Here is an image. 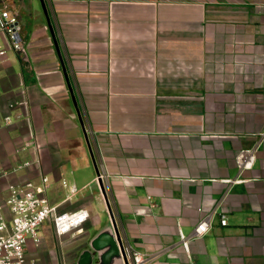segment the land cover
<instances>
[{"label":"crops","instance_id":"crops-1","mask_svg":"<svg viewBox=\"0 0 264 264\" xmlns=\"http://www.w3.org/2000/svg\"><path fill=\"white\" fill-rule=\"evenodd\" d=\"M44 3L47 14L40 0H0L24 47L0 34V168L30 164L0 197L48 177L50 205L90 220L58 238L51 218L28 261L77 264L112 224L102 173L122 246L148 264H264V0ZM258 145L239 176L238 153Z\"/></svg>","mask_w":264,"mask_h":264},{"label":"built area","instance_id":"built-area-1","mask_svg":"<svg viewBox=\"0 0 264 264\" xmlns=\"http://www.w3.org/2000/svg\"><path fill=\"white\" fill-rule=\"evenodd\" d=\"M21 25L16 14L8 10H0V34L3 35L16 53L24 51L21 39ZM7 51L0 47V59L5 58ZM10 123V118L6 119ZM262 139L264 134H261ZM27 146H29L27 144ZM259 148L255 146L251 149L242 150L236 157V165L239 176L244 172L254 168L256 162V152ZM30 167L29 163L21 164L13 170L0 168V181L8 179L11 174L19 173ZM104 175L98 173L94 180V185L103 182ZM228 184L243 183L239 178L232 181H224ZM64 186L67 184L64 182ZM49 188L48 177L42 178L39 185L33 182L23 184H11L4 204L0 203V264H34L28 261L26 246L31 240L35 246H39L42 239L39 229L49 220L53 219V228L58 238L65 236L77 237L84 232V226L90 220V213L81 209L71 213H58L57 208L52 207L46 197ZM78 193L75 187H70V196L74 197ZM211 216L205 217L195 228L193 238L198 240L203 238L209 231ZM221 225L226 226L225 217L221 219ZM183 248L188 255L189 238L180 235ZM128 264H148V258L137 251L125 249Z\"/></svg>","mask_w":264,"mask_h":264},{"label":"water","instance_id":"water-1","mask_svg":"<svg viewBox=\"0 0 264 264\" xmlns=\"http://www.w3.org/2000/svg\"><path fill=\"white\" fill-rule=\"evenodd\" d=\"M40 2L42 4L45 14H47L44 0H40ZM80 120L82 123L81 117ZM85 137L87 143H89V138L86 132ZM98 186L100 192L104 196L105 201L107 203L108 212L111 216L112 224L106 230L102 231L96 238H94L88 243V248L81 252L77 264H96V259H100L102 264L105 263L106 259L111 262L113 261L115 264H128L126 253L121 243V238L117 228L116 220L112 212V208L110 206L109 198L105 190L104 184L100 182ZM100 242L104 243L103 247L100 245ZM104 250L106 251L105 254H101V252Z\"/></svg>","mask_w":264,"mask_h":264},{"label":"rangeland","instance_id":"rangeland-1","mask_svg":"<svg viewBox=\"0 0 264 264\" xmlns=\"http://www.w3.org/2000/svg\"><path fill=\"white\" fill-rule=\"evenodd\" d=\"M95 188V187H94ZM93 190V187L91 188V191ZM5 200H6V197H4V196H2V197H0V203H2V204H4V202H5ZM103 216V215H102ZM52 220L51 219H49L48 220V223H50ZM70 263H72V261L70 262H68V261H63V262H61L60 264H70Z\"/></svg>","mask_w":264,"mask_h":264}]
</instances>
